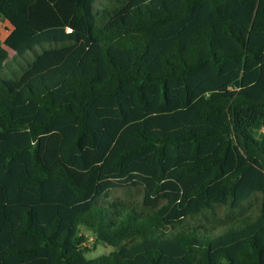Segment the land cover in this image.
Segmentation results:
<instances>
[{"label":"trees","instance_id":"obj_1","mask_svg":"<svg viewBox=\"0 0 264 264\" xmlns=\"http://www.w3.org/2000/svg\"><path fill=\"white\" fill-rule=\"evenodd\" d=\"M0 19V264H264V0H0ZM90 233L115 249L88 258Z\"/></svg>","mask_w":264,"mask_h":264},{"label":"rangeland","instance_id":"obj_2","mask_svg":"<svg viewBox=\"0 0 264 264\" xmlns=\"http://www.w3.org/2000/svg\"><path fill=\"white\" fill-rule=\"evenodd\" d=\"M103 1L104 0H97V4L100 5V4H102ZM0 29H1L3 35H5L8 32L6 30L5 22L2 19H0ZM40 50H41V46H38V47H36L35 51H29L24 56L17 57V59L15 61H13V59L11 61H9L8 65L11 66V71H13L12 68H15L16 69L15 71H17V69L18 70L21 69L19 71V74H20V72H22L23 68L27 65V62L29 60H32L35 57L36 53H38ZM19 64H21V65H19ZM20 66H21V68H20ZM240 115L244 121L248 120V117H249L248 113H241ZM113 194L114 195H120V196L132 195L134 197H139L141 195V190L140 189L135 190V189H129V188H127V189L117 188V189L113 190ZM259 200H260V196L257 195L254 198H252L248 204H245V207L239 208V209L238 208L237 209H231L230 212L232 214H236L240 211H242V212L246 211V213L252 212L258 208ZM218 216H220L222 218L225 217V210L222 207L218 208ZM89 238H90L91 249L86 251V256L88 258H93V257L99 256L101 254L108 253L111 250L115 249V247L113 245L107 244L105 242H96L95 244H93L94 241H93V237H92L91 233L89 234Z\"/></svg>","mask_w":264,"mask_h":264},{"label":"crops","instance_id":"obj_3","mask_svg":"<svg viewBox=\"0 0 264 264\" xmlns=\"http://www.w3.org/2000/svg\"><path fill=\"white\" fill-rule=\"evenodd\" d=\"M3 21L5 22V25H6V24L9 25L7 21H5V20H3Z\"/></svg>","mask_w":264,"mask_h":264}]
</instances>
